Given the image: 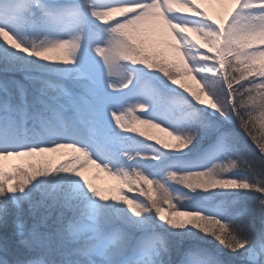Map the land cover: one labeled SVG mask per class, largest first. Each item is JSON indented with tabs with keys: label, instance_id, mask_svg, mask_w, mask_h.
<instances>
[{
	"label": "snow or ice",
	"instance_id": "6c2138e0",
	"mask_svg": "<svg viewBox=\"0 0 264 264\" xmlns=\"http://www.w3.org/2000/svg\"><path fill=\"white\" fill-rule=\"evenodd\" d=\"M201 2L63 0L43 8L42 18H36L35 11L42 8L40 0H0V42L10 50L0 70L22 69L16 55L22 53L42 61L37 66L44 72L67 75L70 68L51 66L76 65L87 39L107 75L105 81L89 66V71L80 73L79 83L71 86L26 72L25 80L37 93L34 99L42 106V115L30 110L28 84L0 79V92L5 93L0 97V121L4 122L0 129V219L11 211L23 213L21 204L27 201L33 221L27 231L17 225L18 240L11 236L0 242V264H162L160 257L168 252L165 238L131 218L110 222L97 198L122 202L132 216L152 212L173 229L187 228L189 234L195 229L211 236L243 264H264V0H209L220 6L216 15L204 10ZM41 19L57 26L55 37H30V26H38ZM126 65L156 74L175 92L173 103L184 110L183 126L189 131L168 124L161 94L150 86L144 94L153 111L147 117L138 114L148 110L145 103L114 107L119 101L112 93L132 83L131 79L119 85L113 82L112 77L121 76ZM206 74L211 75L215 89L205 81ZM10 87L16 105L7 98L13 95ZM9 111L19 116L23 136L7 131ZM206 111L217 118L208 119ZM33 119L35 124L28 127ZM228 125L238 126L239 132ZM131 133L154 142L151 157L135 154L141 159H158L161 148L183 151L211 139L206 151L216 162L207 168L169 171L168 178L190 190L251 193L254 202L239 208V200H223L210 214L178 207L161 180L141 170L109 166L117 155L134 159L120 150ZM241 134L251 142L256 160L246 159L240 151ZM13 159L22 162L6 164ZM236 169L251 173V178L230 176ZM94 172L106 173L113 181L111 187L105 190L95 184L90 178ZM53 173L75 179L63 189L40 179ZM133 186L146 195L150 208L139 197L124 194ZM249 221L256 239L243 234ZM137 255L140 260L135 259ZM194 257L197 264H224L206 250L189 251L182 264H193Z\"/></svg>",
	"mask_w": 264,
	"mask_h": 264
},
{
	"label": "rangeland",
	"instance_id": "374dc122",
	"mask_svg": "<svg viewBox=\"0 0 264 264\" xmlns=\"http://www.w3.org/2000/svg\"><path fill=\"white\" fill-rule=\"evenodd\" d=\"M56 2H63V0H40V4L42 6L41 9L35 11L36 18H42V9L46 7L52 6ZM204 10L208 11L210 14L216 15L220 11V6L214 3L209 2V0H202L200 5ZM56 25L52 22L44 23L41 19V23L38 26H30L29 34L31 38H35L37 40L43 39L45 35H51L55 37L57 35ZM99 30V29H97ZM22 34V33H20ZM10 51L6 49V46L0 42V62L5 58V52ZM17 57H19V63H21L24 67L22 69H18L15 71H7L8 76L4 75L1 72L2 78H7V81H21L25 84H28L29 90L32 95L29 97L31 108L30 110L35 114L39 113L37 108H42V106L35 102V95L37 94L35 89L32 87L31 82L25 80L26 72L30 73L34 76H46L51 80H63L65 84L75 86L79 83L81 79V72L89 71V66L95 70L96 73L100 74L104 77L105 81L107 80L106 70L104 69L102 63L100 62L99 57H97L88 45L87 39L85 40L84 47L78 54V61L76 65L72 66H64V65H52L53 68H60L64 69L68 67L71 69L67 75H64L61 71H51V72H44L42 71L37 64H42V61H36L34 57H27L22 53H16ZM36 61V63H34ZM196 63H199L197 60ZM79 68L80 72H77L76 69ZM113 82L116 84H120L122 80L131 79L132 83L128 86V88L121 89L118 92L112 93L118 99V105L114 107H118L120 109H126L129 105H134L137 102L145 103L148 105V110L145 113H138L142 117H147L153 111V106L151 105L150 101L145 98V90L146 86H150L153 89H156L161 94L162 102L166 105L167 112H166V119L169 125L178 128L181 131H189L186 127L183 126L184 120V110L179 108L173 101L176 99L175 92L171 90L170 87H166L164 84L161 83L158 76L154 73L142 71L139 67H132L131 65H126L122 69L121 76H113ZM6 80V79H5ZM212 77L210 74L205 75V81L209 82L210 87L216 88L217 85L214 81H211ZM222 87V85H221ZM105 90L107 89V84L105 83ZM9 91L13 93V95L8 96L7 98L11 100L13 105L18 103L17 99L14 95V88H9ZM5 93L0 92V97H4ZM210 114H214L211 111H207ZM40 114V113H39ZM160 115V113H157ZM215 116L217 114H214ZM8 117V128L7 131L11 135L23 136L24 129L21 127V121L19 116H17L16 112L9 111L7 112ZM35 124V119L30 122L28 127H31ZM4 126V122L0 121V129ZM154 134L163 135L162 133H158V130H148ZM122 135H125L121 132ZM211 144L206 145L205 147L201 148L199 151L194 153L193 155H188V150L185 149L183 151H171V150H164L160 149L163 153L159 156L158 159H141L140 157H136L135 154L137 152L151 157L154 154V142L148 141L144 137H140L137 134L131 133L126 134V138L123 140L121 149L122 151H126L129 155H132L134 159L128 160L125 156L117 155L113 157V160L109 161V166L113 168V170L119 169L123 167H129L128 171H132L133 169L141 170L145 174L154 177L158 180L164 182L170 192L173 195L174 203L177 204L178 207L187 208L192 210H203L204 212L210 214L213 210L220 205L221 201L229 200L230 196L228 194H221L220 190H210V191H203L200 189L190 190L184 187L181 184H178L174 181H171L167 173L169 171H177V172H184L187 170H195L201 168L210 167L213 162H216L213 157L207 153L211 147ZM173 155V156H172ZM170 156V157H168ZM168 157V158H167ZM22 161L19 160L18 163ZM163 165V169L161 172L157 171ZM31 167H36V164H30ZM152 169V170H150ZM127 170V169H126ZM230 176H236V174H230ZM90 178L93 179V182L97 184L102 189L107 190L111 187L113 181L106 173L103 172H94L90 175ZM74 177H71L69 174L63 173H53L48 177H42V180H47L49 182V186L52 184H59L60 188L70 187V182L74 180ZM64 181L65 184L62 182ZM124 194L129 196V198L139 197L141 202L145 203L146 207L150 208V205L145 201L147 199L146 195L141 196L139 188L133 186L131 190L127 188L124 190ZM97 201L102 206V213L105 219L109 220L110 222L121 223L126 218H131L132 220L141 221L143 226L147 227L150 232L157 231L155 228H152V218L156 220V222H161L155 218L152 212H145L140 217L132 216L129 209L126 205L122 202H115L109 200L107 202ZM27 203V201H24ZM166 207V206H165ZM20 224L23 226L25 231L31 229L32 226H25V221L21 220L17 222V225ZM32 225V221H31ZM19 230V229H18ZM159 235V232L156 233ZM197 250H206L212 256L217 258V255L213 252L201 248H193L190 251H197ZM189 252V250H188ZM185 256V255H184ZM117 259L121 257L117 256ZM136 260H140V256L137 255L135 257ZM161 259V257H160ZM184 259V257H183ZM239 261V260H238ZM144 264H147L145 261ZM182 264V262L180 263ZM193 264H197L196 258L193 259Z\"/></svg>",
	"mask_w": 264,
	"mask_h": 264
},
{
	"label": "trees",
	"instance_id": "16d2710c",
	"mask_svg": "<svg viewBox=\"0 0 264 264\" xmlns=\"http://www.w3.org/2000/svg\"><path fill=\"white\" fill-rule=\"evenodd\" d=\"M0 71L3 72L4 75L8 76V72L2 70ZM1 72H0V76H1ZM2 79L7 80V78L5 77ZM38 109L40 114H43L42 108H38ZM204 115L210 120H215L217 118V115L215 116L214 114H210L207 111L204 112ZM228 126L235 127L236 130L239 132L238 126L236 125H228ZM210 142H212L211 139L205 138L199 141L198 144L194 143L190 147L188 152L190 154H193L197 152L199 149H201L203 146L209 144ZM238 147L246 159L256 160L257 155L253 154V146L251 142L248 140L247 137L243 136L242 134ZM233 158H235V153H233ZM126 169L128 170L129 167H126ZM230 174H236L237 177L248 175L251 178V173L246 172L244 169H236ZM261 178L264 179V177ZM40 179H42V177ZM62 182L65 184L64 181ZM228 196H230V201L233 199L239 200V204H238L239 208L249 207L254 202V196L251 193L233 191L229 193ZM10 207L14 209L15 205H10ZM21 207L24 209L23 213L17 215L15 211H11L6 218L0 219V242H3V240L6 237H11V236H14L17 240L19 239V236L16 235L19 232L17 227V222L24 220L25 226H32L31 225L32 217L28 210V203L23 202L21 204ZM205 214L208 213L205 212ZM152 223H153L152 228H155L159 232V235L165 238L166 246L168 248V252L162 253L161 255L162 264H180L183 260L184 255L188 253V250L190 251L195 247H201V248L205 247L213 251L218 255V259L223 261L224 264H229V262H231V264L243 263V261H241L240 258L235 253L230 252V250L220 245L218 241L214 240L211 236H205L202 232L192 229L193 234H189L187 228L183 230L173 229L170 225H167L165 222L157 223L154 218H152ZM250 224L251 221H249L245 225L243 234L252 237L253 239H256L255 234L250 231ZM181 232H183L184 234L181 235L180 234Z\"/></svg>",
	"mask_w": 264,
	"mask_h": 264
},
{
	"label": "bare ground",
	"instance_id": "6f19581e",
	"mask_svg": "<svg viewBox=\"0 0 264 264\" xmlns=\"http://www.w3.org/2000/svg\"><path fill=\"white\" fill-rule=\"evenodd\" d=\"M15 136H17V135H15ZM18 162H19V160L13 159V160L7 161L6 164L12 165V164H15V163H18Z\"/></svg>",
	"mask_w": 264,
	"mask_h": 264
}]
</instances>
